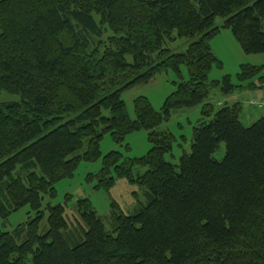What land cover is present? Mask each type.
Returning a JSON list of instances; mask_svg holds the SVG:
<instances>
[{
  "label": "trees",
  "instance_id": "obj_1",
  "mask_svg": "<svg viewBox=\"0 0 264 264\" xmlns=\"http://www.w3.org/2000/svg\"><path fill=\"white\" fill-rule=\"evenodd\" d=\"M217 16L246 53H264V0H0V91L20 96L0 103V219L35 212L13 231L0 225V264H264V115L245 126L240 102H206L222 82L209 79L221 64L211 47ZM178 38L191 43L172 52ZM169 70L181 81L163 108L139 96L131 117L124 91ZM262 71L243 64L239 79L255 88ZM223 83L229 93L238 86L230 75ZM199 104L191 152L167 160L176 136L163 123ZM143 129L149 152L121 161L112 151L99 177L108 187L116 168L146 187L148 203L115 212L113 230L89 200L78 225L49 204L42 232L56 183L101 158L106 134L123 144ZM136 168L145 172L135 177Z\"/></svg>",
  "mask_w": 264,
  "mask_h": 264
},
{
  "label": "rangeland",
  "instance_id": "obj_2",
  "mask_svg": "<svg viewBox=\"0 0 264 264\" xmlns=\"http://www.w3.org/2000/svg\"><path fill=\"white\" fill-rule=\"evenodd\" d=\"M224 21L225 19L221 16H217L215 19V24L219 26L220 31L211 40V47L221 64L213 65L209 74L210 80L222 82L211 88L206 102H210L215 110H217L223 105L231 104L233 99L238 98L243 106L241 112L242 121L245 126H249L264 115V109L248 103V97L250 95L249 83L248 81L239 79V73L242 70L243 64L263 67L264 53H246L232 30L223 27ZM190 43L191 41L186 38H178L170 42L167 48L172 52L185 51ZM227 75H230L233 84L238 85L231 93L224 90L223 80ZM261 75L264 76L263 71L259 76L251 79V81L259 82ZM182 76L185 79L189 78V72L185 66L182 67ZM179 81H181V78L178 74L173 70H169L158 74L149 83L136 85L124 91L123 98L131 117L135 116L134 100L137 97H147L157 110H161L167 97L173 93L177 87L176 83ZM19 100L20 96L18 95L0 91V103ZM248 112L252 113L253 117H248ZM202 115V104L172 111L170 119L162 125V129H168L176 136L172 151L166 154L167 160L173 163H179L180 158L185 152H191L194 127ZM151 146L149 134L144 129L128 134L123 144H117L111 134H106L101 141V158L96 161L82 159L72 176L64 177L56 183V196L52 197L50 194L45 195L43 207L45 209V218L42 223V232L48 227L49 212L47 206L49 204L64 205L69 223L78 225L79 222H82L78 211L79 202L81 200H89L109 230H113L115 227V212H119L120 210L129 215L135 213L141 205H146L148 203L146 187L131 181L130 176H118L116 168H112V184L106 187L104 182H100L99 175L103 168V159L110 152H121L123 156L121 161H125L127 158L134 159L146 155L151 149ZM225 152L226 145L223 143L219 151L215 154V157L222 159ZM143 172H145V168H136L133 170V175L137 177V175ZM34 215L35 212L28 205L11 213L8 219H0V225L6 231H13L19 224H23L24 222L26 224L28 219L34 217Z\"/></svg>",
  "mask_w": 264,
  "mask_h": 264
},
{
  "label": "crops",
  "instance_id": "obj_3",
  "mask_svg": "<svg viewBox=\"0 0 264 264\" xmlns=\"http://www.w3.org/2000/svg\"><path fill=\"white\" fill-rule=\"evenodd\" d=\"M257 92H259V93H257ZM249 94L250 95L248 97V103H250L251 98H255L257 100H260V99L264 98V84L263 85L256 86L255 88H250V93ZM258 95H260V96H258ZM236 102H240L241 103V101L238 98H235V99L232 100V103L231 104L236 103ZM247 115L250 118L253 117V114L252 113H249L248 112Z\"/></svg>",
  "mask_w": 264,
  "mask_h": 264
},
{
  "label": "built area",
  "instance_id": "obj_4",
  "mask_svg": "<svg viewBox=\"0 0 264 264\" xmlns=\"http://www.w3.org/2000/svg\"><path fill=\"white\" fill-rule=\"evenodd\" d=\"M250 104H253L260 109H264V98H262L260 100H257L255 98H251Z\"/></svg>",
  "mask_w": 264,
  "mask_h": 264
}]
</instances>
